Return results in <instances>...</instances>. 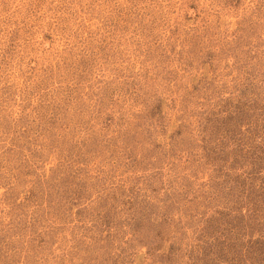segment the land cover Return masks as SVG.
<instances>
[{"label":"rangeland","instance_id":"rangeland-1","mask_svg":"<svg viewBox=\"0 0 264 264\" xmlns=\"http://www.w3.org/2000/svg\"><path fill=\"white\" fill-rule=\"evenodd\" d=\"M0 264H264V0H0Z\"/></svg>","mask_w":264,"mask_h":264}]
</instances>
